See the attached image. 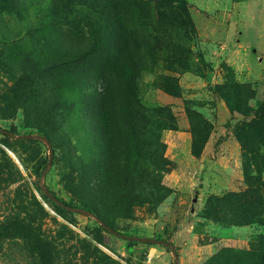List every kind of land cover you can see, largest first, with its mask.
Segmentation results:
<instances>
[{
    "label": "rangeland",
    "instance_id": "1",
    "mask_svg": "<svg viewBox=\"0 0 264 264\" xmlns=\"http://www.w3.org/2000/svg\"><path fill=\"white\" fill-rule=\"evenodd\" d=\"M117 1L0 0V264H264V0Z\"/></svg>",
    "mask_w": 264,
    "mask_h": 264
},
{
    "label": "trees",
    "instance_id": "2",
    "mask_svg": "<svg viewBox=\"0 0 264 264\" xmlns=\"http://www.w3.org/2000/svg\"><path fill=\"white\" fill-rule=\"evenodd\" d=\"M102 1H105V3H106V5L102 6V8H101L102 10L100 11V15L103 18H105L104 24H105L106 33L108 34V36H112L114 34H116L118 36L120 34L119 27L117 25L118 21H116L118 19V6H119L118 1L117 0H102ZM109 25H113V26L116 25V28L113 27L110 31H108L107 26H109ZM129 73H130L129 77H128L129 89L135 93V91L137 90V87L135 86V79H136L137 73L135 72V70L132 67H130ZM102 97H104V96H102ZM258 108L259 109L256 113V116L251 120V122L250 121H243L242 124H237V126L240 128H243L244 132L248 135H249V131L253 130L256 138H260L264 132L263 129H261V127H260V124L264 123V103L259 105ZM135 114H136V111H135ZM137 115L139 116L138 113H137ZM164 115H165L164 117L167 119V122H165V124H163V128L172 127V124H171L172 120L168 117V114H164ZM142 118L144 119L145 117L143 116ZM244 137L245 138L242 139L240 136H238V139H239L243 149L247 150V152L255 151V150H252V148L250 146V143H251L250 138H247L246 135ZM258 141L259 140H256V143H258ZM201 150H202L201 147H199L198 145L193 143V145H192L193 154L199 155ZM245 173H246V166H245ZM62 203L64 204V202H62ZM83 209H85L86 211H89L91 213V215H93L97 219L99 218V221L102 220V218H100L97 210L94 209L93 207L88 206V205H84ZM102 229L106 230L108 228L102 226ZM172 251H173V258H175L177 256L176 251L175 250H172ZM173 264H175V263H173Z\"/></svg>",
    "mask_w": 264,
    "mask_h": 264
},
{
    "label": "water",
    "instance_id": "3",
    "mask_svg": "<svg viewBox=\"0 0 264 264\" xmlns=\"http://www.w3.org/2000/svg\"><path fill=\"white\" fill-rule=\"evenodd\" d=\"M87 213L90 214L89 211H87ZM110 231H111L112 233H114V234H117V231H115V230H110ZM176 258H177V256L175 257V260H174V263H175V264L177 263Z\"/></svg>",
    "mask_w": 264,
    "mask_h": 264
}]
</instances>
